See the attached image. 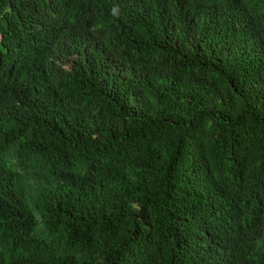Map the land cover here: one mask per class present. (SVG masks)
<instances>
[{"label":"trees","instance_id":"obj_1","mask_svg":"<svg viewBox=\"0 0 264 264\" xmlns=\"http://www.w3.org/2000/svg\"><path fill=\"white\" fill-rule=\"evenodd\" d=\"M0 264H264V0H0Z\"/></svg>","mask_w":264,"mask_h":264}]
</instances>
